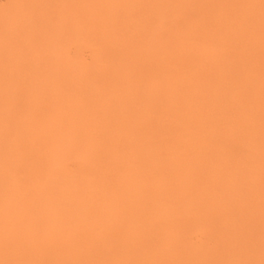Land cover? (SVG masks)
<instances>
[{"label":"bare ground","instance_id":"bare-ground-1","mask_svg":"<svg viewBox=\"0 0 264 264\" xmlns=\"http://www.w3.org/2000/svg\"><path fill=\"white\" fill-rule=\"evenodd\" d=\"M3 1L0 264H261L262 0Z\"/></svg>","mask_w":264,"mask_h":264},{"label":"rangeland","instance_id":"rangeland-1","mask_svg":"<svg viewBox=\"0 0 264 264\" xmlns=\"http://www.w3.org/2000/svg\"><path fill=\"white\" fill-rule=\"evenodd\" d=\"M4 3V1L3 0H0V4L2 5Z\"/></svg>","mask_w":264,"mask_h":264},{"label":"snow or ice","instance_id":"snow-or-ice-1","mask_svg":"<svg viewBox=\"0 0 264 264\" xmlns=\"http://www.w3.org/2000/svg\"><path fill=\"white\" fill-rule=\"evenodd\" d=\"M262 3H264V0H262ZM261 264H264V261H262Z\"/></svg>","mask_w":264,"mask_h":264}]
</instances>
